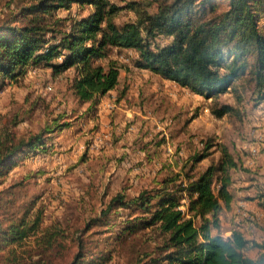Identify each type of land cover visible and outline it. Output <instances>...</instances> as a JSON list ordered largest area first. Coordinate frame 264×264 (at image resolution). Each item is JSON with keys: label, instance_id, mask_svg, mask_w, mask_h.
Masks as SVG:
<instances>
[{"label": "rangeland", "instance_id": "rangeland-1", "mask_svg": "<svg viewBox=\"0 0 264 264\" xmlns=\"http://www.w3.org/2000/svg\"><path fill=\"white\" fill-rule=\"evenodd\" d=\"M9 1L13 8L17 0H0V18ZM110 1L123 6L115 16L122 24L135 18L126 4L143 0ZM91 11L89 3H73L55 15L67 17V24ZM259 22L264 27V15ZM136 55L131 49L111 48L108 58L120 65L119 82L107 94L88 101L73 89V69L53 75L40 63L0 82V139L40 133L46 146L19 151L0 172L2 224L17 220L28 209L42 213L36 233L18 249L28 263H36L38 257L35 253L29 258L27 252L37 247L44 231L56 226L66 237L60 239L63 248L50 259L53 264H68L76 250L75 238L87 223H91L88 233L94 232L87 238L89 248L110 254L105 264L146 260L160 242L157 231L147 227L117 239L115 234L136 213L114 207L102 217V210L119 192L131 197L156 187L183 165L188 169L191 163L185 160L194 153H206L194 172L217 163L219 144L227 146L238 162L230 172L232 200L219 212L220 232L229 236L236 229L250 242H264V100L256 102L248 91L237 101L228 90L219 95V102L235 111L216 117L210 98L137 67ZM47 128L52 131L46 133ZM96 217L99 222L92 220ZM6 249L7 245L0 246V264ZM260 252L251 245L245 250L251 257Z\"/></svg>", "mask_w": 264, "mask_h": 264}, {"label": "trees", "instance_id": "trees-1", "mask_svg": "<svg viewBox=\"0 0 264 264\" xmlns=\"http://www.w3.org/2000/svg\"><path fill=\"white\" fill-rule=\"evenodd\" d=\"M85 2L92 5L86 17L66 24L67 17L55 15L59 9L69 10L73 3ZM14 3L16 9L10 8L9 1L0 18V82L21 76L28 66L40 63L53 75L73 69V89L80 99L88 101L117 86L120 65L108 58L115 47L135 51L137 67L210 98V111L216 117L235 111L219 102V95L228 90L237 101L248 91L256 102L264 100V27L259 22L264 0L133 1L126 7L133 10L135 18L122 24L115 16L123 6L110 0ZM40 148H46L40 133L18 140L14 135L2 137L0 172L3 163L19 151ZM218 149V162L201 171L193 169L206 153H194L185 160L191 163L188 169L181 166L156 187L144 188L131 197L119 192L108 201L102 217L114 207L136 213L130 224L115 234L117 239L147 227L160 236L154 254L138 264H264V242H250L236 229L229 236L220 232L219 212L232 200L230 172L238 162L224 144ZM41 222L42 213L32 214L29 209L6 225L0 221V246L7 245L3 264H53L51 255L63 248L60 239L66 237L60 227L44 231L37 247L27 252L29 258L36 253V263H28L18 253ZM90 225H84L75 238L76 250L68 264H105L110 259L107 252L95 253L89 248L87 238L94 233H88ZM249 245L261 250L257 257L245 253Z\"/></svg>", "mask_w": 264, "mask_h": 264}]
</instances>
